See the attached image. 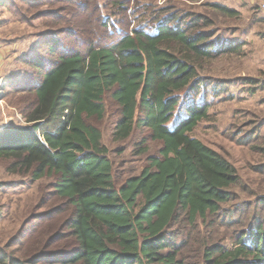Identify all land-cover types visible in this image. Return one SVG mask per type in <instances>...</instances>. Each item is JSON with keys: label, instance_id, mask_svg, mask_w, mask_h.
<instances>
[{"label": "trees", "instance_id": "1", "mask_svg": "<svg viewBox=\"0 0 264 264\" xmlns=\"http://www.w3.org/2000/svg\"><path fill=\"white\" fill-rule=\"evenodd\" d=\"M17 1L0 0V7L10 9ZM42 1H28L29 7L64 2ZM101 25L111 44L94 41L81 52L56 56L50 45L67 31L42 44L43 55L28 59L34 75L9 86V93L20 95L17 108L26 126L0 131V164L6 162L8 172L34 182L58 179L50 196L74 209L65 223L68 233L60 236L73 238L75 245L32 259L0 247V264H264L263 223L241 236L234 249L211 244L197 230L210 217H233L225 208L240 182L228 160L192 136L209 119V96L202 92L215 91L199 76L198 64L235 54L241 46L213 41L202 31L211 22L193 15L157 14L120 36L108 32L113 27L108 20ZM109 102L118 108L115 142L144 129L162 144L139 176L116 171L103 143L97 123L106 118ZM146 144L143 139L141 154ZM58 213L43 215L42 223ZM173 226L189 232L187 239L177 243Z\"/></svg>", "mask_w": 264, "mask_h": 264}, {"label": "rangeland", "instance_id": "2", "mask_svg": "<svg viewBox=\"0 0 264 264\" xmlns=\"http://www.w3.org/2000/svg\"><path fill=\"white\" fill-rule=\"evenodd\" d=\"M28 1L31 4L44 2ZM28 1L18 0L10 9L0 7V38L11 59L6 63L5 77L0 78V131L26 126L17 108L22 102L20 95L9 93L12 88L9 86L34 75L28 59L43 55L42 44L61 31L67 32L50 45L56 56L81 52L94 41L111 44L104 39L105 29L101 24L105 20L113 25L108 32L112 35L116 31L120 36L119 32L131 33L157 14L201 17L211 22L202 31L211 33L213 41L241 47L235 54H224L198 64L199 76L209 79L215 91L202 92L203 96L206 93L209 96V119L201 122L192 136L228 160L237 169L240 182L231 189L232 201L225 208L233 217H210L204 223L200 221L197 230L202 239L210 240L211 244L234 249L241 236L260 222L264 224L261 204L264 198V14L259 0H126L127 3L123 1L119 5H113V0H77L83 3L81 6L76 5L75 0H64L51 6L40 3L33 9ZM217 5L234 14H225ZM46 11H51L52 16H36ZM20 18L24 20H18ZM117 118L118 108L109 102L106 118L97 123L103 143L110 150L116 171L126 178L139 176L147 167L148 159L159 154L162 144L151 141L149 131L144 129H136L126 142H115ZM143 139H147L145 154L140 150ZM7 169L6 162L0 164V247L16 257L29 259L44 252L74 247L73 238L60 236L68 233L65 223L74 209L50 196L58 179L47 176L34 182ZM55 209L59 213L42 223L46 219L43 215ZM170 231L176 233L177 243L187 239L189 233L177 226ZM21 240H25L24 245L18 250ZM197 248L195 245L194 252ZM195 262L191 260V264Z\"/></svg>", "mask_w": 264, "mask_h": 264}, {"label": "crops", "instance_id": "3", "mask_svg": "<svg viewBox=\"0 0 264 264\" xmlns=\"http://www.w3.org/2000/svg\"><path fill=\"white\" fill-rule=\"evenodd\" d=\"M2 43H3V39L0 38V78L5 77L4 69L7 67L6 63L7 62L9 63L11 61L9 54L2 47Z\"/></svg>", "mask_w": 264, "mask_h": 264}, {"label": "built area", "instance_id": "4", "mask_svg": "<svg viewBox=\"0 0 264 264\" xmlns=\"http://www.w3.org/2000/svg\"><path fill=\"white\" fill-rule=\"evenodd\" d=\"M259 8L262 11V13L264 14V0H259ZM2 82V81H0ZM1 86V83H0Z\"/></svg>", "mask_w": 264, "mask_h": 264}, {"label": "water", "instance_id": "5", "mask_svg": "<svg viewBox=\"0 0 264 264\" xmlns=\"http://www.w3.org/2000/svg\"><path fill=\"white\" fill-rule=\"evenodd\" d=\"M8 128H10V127H8Z\"/></svg>", "mask_w": 264, "mask_h": 264}]
</instances>
